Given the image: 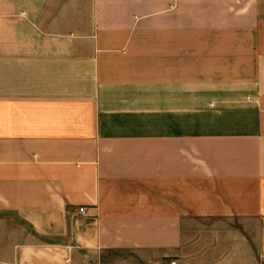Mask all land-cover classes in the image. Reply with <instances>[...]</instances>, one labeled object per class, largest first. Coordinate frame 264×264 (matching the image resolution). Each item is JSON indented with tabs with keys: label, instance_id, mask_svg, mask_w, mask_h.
Segmentation results:
<instances>
[{
	"label": "crops",
	"instance_id": "1",
	"mask_svg": "<svg viewBox=\"0 0 264 264\" xmlns=\"http://www.w3.org/2000/svg\"><path fill=\"white\" fill-rule=\"evenodd\" d=\"M173 262L264 264V0H0V264Z\"/></svg>",
	"mask_w": 264,
	"mask_h": 264
},
{
	"label": "built area",
	"instance_id": "2",
	"mask_svg": "<svg viewBox=\"0 0 264 264\" xmlns=\"http://www.w3.org/2000/svg\"><path fill=\"white\" fill-rule=\"evenodd\" d=\"M78 211L81 214H89V210H88V208L86 206H80L78 208ZM173 264H175V262H173Z\"/></svg>",
	"mask_w": 264,
	"mask_h": 264
}]
</instances>
